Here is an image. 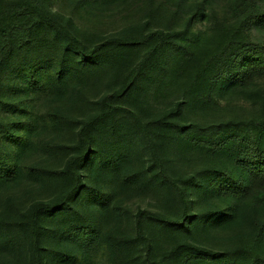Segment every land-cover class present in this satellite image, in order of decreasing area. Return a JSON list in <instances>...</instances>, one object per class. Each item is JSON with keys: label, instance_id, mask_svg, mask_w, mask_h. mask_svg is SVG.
Returning <instances> with one entry per match:
<instances>
[{"label": "rangeland", "instance_id": "rangeland-1", "mask_svg": "<svg viewBox=\"0 0 264 264\" xmlns=\"http://www.w3.org/2000/svg\"><path fill=\"white\" fill-rule=\"evenodd\" d=\"M75 4L76 0H55L54 10L68 18L72 15L90 42L98 36L127 38L150 29L179 33V42L187 47L173 55L165 72L161 73L162 77L145 92L122 99L125 106L143 119L152 133L162 168L185 189L189 199V219L183 228L166 221L143 218L145 233L152 242L157 261L249 264L252 257L264 256V230L253 223V218L264 221V178L253 176L242 167L237 154L240 145L232 142L227 151L213 153L184 138L158 145L163 140L153 134L159 126L157 117L175 109L180 102L185 103L181 123L201 124L204 128L194 132L200 138L219 141V134L223 139L227 138L228 134L219 130L220 123L263 120L264 71L247 64L240 70V80L230 79L231 83L225 85L219 84L214 76L220 75L217 63L232 62L229 56L235 50L233 45L244 40L264 42V23L248 22V9L243 0H116L78 7ZM253 10L264 11V0H254ZM230 45L233 48L228 47ZM41 58L36 49L27 51V59L34 65ZM17 71L18 66L14 65L6 74L0 91L3 101L0 104V175L13 167L11 153L26 122L21 113L23 102L20 100V103L12 93L18 81ZM109 73L110 69L90 72L87 82L72 79L65 86L63 101L42 103L40 109L47 115L55 114L62 123L41 122L34 134L36 145L19 160L25 173L31 167L44 171L60 168L66 147L75 139L68 118L90 117L97 111L93 102L101 99L108 89L114 77ZM73 83L78 85V90L75 89L78 94L72 91ZM119 119L134 125L132 118ZM230 131L233 132V128ZM257 133L264 147V132L257 129ZM100 142L99 146L105 152L104 162L117 158L121 165L117 169L106 166L100 170L103 172L101 181L95 179L89 169L84 178L86 188L71 211V214L81 216L85 225L99 232L100 242L89 251L90 264H149L142 243L134 241L135 217L143 210L177 220L183 214L179 195L163 178L160 167L153 164L150 149L141 140V135L140 139L132 136L125 142L104 137ZM224 170L244 185V195L233 196L220 191L221 179L215 178ZM128 176L135 178L134 184L126 182ZM57 182L52 178L45 184L23 179L16 189L5 194L16 201L15 205L8 206V210L2 194L0 212L17 214L34 200H48L56 193ZM101 199L104 200L101 202ZM228 215L234 216L232 221H225ZM69 225L62 226L59 221L52 223L59 233ZM79 241V237L54 238L50 244L53 253H49V264H83L76 259L80 253ZM186 245L219 252L224 257L214 261L190 258L184 248ZM14 249L1 251L5 260L9 264H26L22 248L16 245ZM55 253L65 258H53ZM70 256L75 259L67 261Z\"/></svg>", "mask_w": 264, "mask_h": 264}, {"label": "trees", "instance_id": "trees-1", "mask_svg": "<svg viewBox=\"0 0 264 264\" xmlns=\"http://www.w3.org/2000/svg\"><path fill=\"white\" fill-rule=\"evenodd\" d=\"M54 1L0 0V91L6 74L14 65L18 66V81L13 86L12 93L19 102L22 100L23 107L20 110L22 117L26 119L23 132L11 153L13 167L5 175H0V199L3 194L5 209L8 210V206L11 203L15 205L16 201L5 194L16 189L23 179L42 184L47 183L50 178L58 181L56 193L48 200H34L28 208L20 210L17 214H11L9 211L0 212V252L6 249L15 250L14 246L18 245L23 250L26 264H49V253L51 255L53 253L50 244L54 238L59 236L60 240H65L79 237L80 253L76 259L80 263L90 264L89 251L100 242L99 232L85 225L81 216L71 214L86 188L85 173L90 169L95 179L101 181L103 172L100 170L106 166L117 169L121 165L117 158L104 162L105 152L99 146L102 138L125 142L132 136L140 139L141 135V140L146 142L150 149L153 164L160 167L163 178L177 191L183 206V214L181 218L173 220L140 210L135 217L134 241L142 243L149 264H172L157 261L152 242L145 233L143 218L166 221L183 228L189 219L187 192L162 168V161L152 141V133L148 131L140 115L125 106L122 99L145 92L149 85L162 77L173 55L180 48L187 47L179 42V33L150 29L146 32L138 31L139 33L129 35L131 37L127 38L98 36L90 42L72 15L68 18L54 10ZM104 1L111 3L116 0H76L75 6ZM243 4L248 9L246 18L249 23H264V11L253 10L254 0H243ZM186 39L189 40L188 37ZM233 46L235 50L229 56L231 64L217 63L220 75L216 74L217 77L215 75L214 79L219 84H230V79L240 80L242 77L240 70L247 64L264 71V42L244 40ZM30 49H36L42 57L35 65L27 59V51ZM103 69H110L109 75L114 77L108 84L104 96L93 102L97 111L90 117L68 118V125L75 131V139L66 147L65 160L60 168L44 171L31 167L25 173L19 165V160L36 145L33 140L34 134L37 128L41 127V122L49 125L62 123L55 114L47 115L43 112V109H40L42 103L46 105L63 101L68 81L76 79L87 82L90 72ZM72 86H74L72 91L78 94L76 92L78 85L73 83ZM1 103L3 101L0 99ZM184 105V102H180L175 109L163 112L157 117L159 126L153 134L163 140L158 145L171 144L179 138H184L192 145L206 148L213 153H223L228 150L230 143L235 142L240 145L237 154L242 167L253 176L264 178V147L257 133V129L264 132V119L220 123L218 125L220 132L228 134V137L223 139L219 134L220 139L216 141L194 134L195 131L204 128L201 124L181 123L180 116ZM119 117L132 118L135 126L121 121ZM231 128L234 133L230 131ZM215 179H221L219 186L221 192L233 196L245 194L244 185L233 179L227 170L219 173ZM126 182L134 184L135 178L128 176ZM96 198L99 200L98 194ZM103 200L101 199V202ZM235 215H238V212ZM233 218L234 216L228 215L225 221H232ZM55 221L61 222L62 226L70 225L59 233L52 226ZM253 223L260 230H264V221L260 222L253 218ZM184 248L189 252L190 258L198 260L214 261L224 257L222 253L195 245H186ZM56 257L65 258L59 253L54 254L53 258ZM67 258V261H71L74 257ZM0 264H9L2 252ZM249 264H264V256L252 257Z\"/></svg>", "mask_w": 264, "mask_h": 264}]
</instances>
